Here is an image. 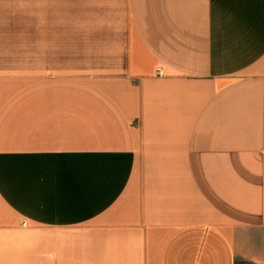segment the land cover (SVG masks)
<instances>
[{"label": "crops", "instance_id": "crops-1", "mask_svg": "<svg viewBox=\"0 0 264 264\" xmlns=\"http://www.w3.org/2000/svg\"><path fill=\"white\" fill-rule=\"evenodd\" d=\"M0 264H264V0H0Z\"/></svg>", "mask_w": 264, "mask_h": 264}]
</instances>
